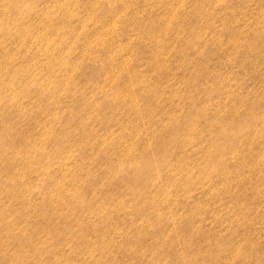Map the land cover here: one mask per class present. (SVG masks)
Instances as JSON below:
<instances>
[{"label":"clouds","instance_id":"9594fccd","mask_svg":"<svg viewBox=\"0 0 264 264\" xmlns=\"http://www.w3.org/2000/svg\"><path fill=\"white\" fill-rule=\"evenodd\" d=\"M0 264H264V0H0Z\"/></svg>","mask_w":264,"mask_h":264}]
</instances>
